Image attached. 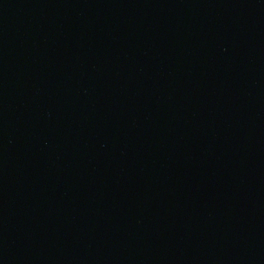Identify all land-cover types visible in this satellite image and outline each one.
<instances>
[{
    "label": "water",
    "instance_id": "1",
    "mask_svg": "<svg viewBox=\"0 0 264 264\" xmlns=\"http://www.w3.org/2000/svg\"><path fill=\"white\" fill-rule=\"evenodd\" d=\"M0 264H264V0H0Z\"/></svg>",
    "mask_w": 264,
    "mask_h": 264
}]
</instances>
